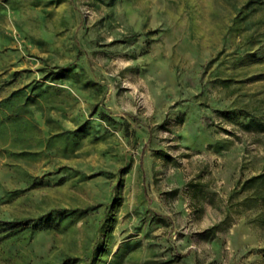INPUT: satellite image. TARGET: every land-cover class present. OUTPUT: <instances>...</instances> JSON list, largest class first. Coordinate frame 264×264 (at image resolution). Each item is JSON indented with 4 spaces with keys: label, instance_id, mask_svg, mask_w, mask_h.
Here are the masks:
<instances>
[{
    "label": "rangeland",
    "instance_id": "1",
    "mask_svg": "<svg viewBox=\"0 0 264 264\" xmlns=\"http://www.w3.org/2000/svg\"><path fill=\"white\" fill-rule=\"evenodd\" d=\"M250 118L264 0H0V264H264Z\"/></svg>",
    "mask_w": 264,
    "mask_h": 264
},
{
    "label": "trees",
    "instance_id": "2",
    "mask_svg": "<svg viewBox=\"0 0 264 264\" xmlns=\"http://www.w3.org/2000/svg\"><path fill=\"white\" fill-rule=\"evenodd\" d=\"M70 69L68 66H57V70L54 72V78H59L63 73L69 72ZM207 121H211L208 118H205ZM249 125H254L260 130H264V124L260 122H253L252 118L249 119ZM84 125L80 126L82 129ZM264 171L254 176L246 179L241 187L242 191H248V194L243 198L241 204L244 206H249L251 204H259L260 209L257 211L251 221L258 222L259 224L264 225ZM30 221L27 219L15 220V221H4L0 220V230L11 229L18 230L20 228L28 227Z\"/></svg>",
    "mask_w": 264,
    "mask_h": 264
}]
</instances>
